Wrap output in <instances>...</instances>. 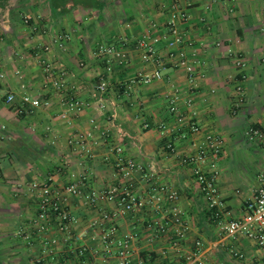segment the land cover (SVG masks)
<instances>
[{
  "label": "crops",
  "instance_id": "obj_1",
  "mask_svg": "<svg viewBox=\"0 0 264 264\" xmlns=\"http://www.w3.org/2000/svg\"><path fill=\"white\" fill-rule=\"evenodd\" d=\"M172 4L188 17L175 20L183 39L169 46ZM42 58L64 71L63 88ZM155 70L159 79L142 81ZM0 75V264H195L196 241L207 263L264 264L252 242L217 225L242 216L264 169V139L244 135L264 123V0H0ZM8 93L47 104L19 114ZM72 96L85 103L78 113L66 108ZM203 149L216 219L200 211L208 204L182 162ZM120 157L141 168L122 177ZM44 178L64 193L66 231L39 229L32 184ZM70 184L80 193L64 192ZM122 190L141 205L121 212Z\"/></svg>",
  "mask_w": 264,
  "mask_h": 264
},
{
  "label": "built area",
  "instance_id": "obj_2",
  "mask_svg": "<svg viewBox=\"0 0 264 264\" xmlns=\"http://www.w3.org/2000/svg\"><path fill=\"white\" fill-rule=\"evenodd\" d=\"M171 18L168 25V33L171 35V40L168 45L173 46L180 44L182 42V35L178 31L175 20H185L188 17L186 10H179L175 4H172L171 7ZM26 21V20H25ZM65 38L63 36H58L56 39L57 45L61 48L64 47ZM139 46L146 49L149 54H152L153 49L149 44L146 37H143L138 41ZM98 52L101 53H111L113 47L105 46L103 44L98 45ZM171 57H178L177 64L186 68L188 73H192L193 66L192 64L186 63V57L184 54L179 52V54L170 52ZM40 65L43 67L44 71L50 74L51 82L57 88H63L64 80L63 75L64 71H59L55 74L54 68L50 62L46 61L44 58L40 59ZM2 75H0L1 77ZM152 78L159 79L160 73L158 70H155L150 75H143L142 81L147 83L150 82ZM100 88H103L101 85ZM240 91V90H239ZM240 93V92H239ZM241 96L236 98L235 106H239L241 102ZM5 102L10 106H13L17 109L19 114L23 112H28L37 108L41 105H46L47 100H41L37 96H32L27 93H23L20 96H16L13 93H8ZM189 102V101H188ZM85 103L82 100L72 96L66 100V108L71 113H78ZM170 111L174 114L175 121L180 122L182 117L178 106L173 103L170 107ZM189 129L197 133L199 127L194 123H189ZM245 137L249 140L264 139V123L251 124L244 131ZM208 141L211 142L214 139L213 135L207 137ZM169 150H173L170 143L167 144ZM215 147H210L213 149ZM118 148L117 150H119ZM216 150V148H215ZM203 151L196 154H188L183 157L182 162L185 164H192V173L196 182L198 183L199 190L203 196L204 201L208 204V207H213L217 204L216 200V185H215V173L211 171H204L200 167V163L203 162L204 156ZM120 166V175L122 177H129L132 172L136 169H140L141 166L138 162L130 158H119ZM258 185L256 186L253 194L250 198L245 201L244 212L242 216L238 218L228 219V220H219L217 223L219 229L226 235L231 238H245L253 243V245L260 251L262 262H264V169H262L257 175ZM39 188V198L37 201V214L36 220L39 225L40 230H46L50 225L55 224L56 227L61 231H66L70 227L72 217L64 206V193L60 191L56 186L50 183L49 178H44L43 182L37 184L33 183L32 187ZM118 189L112 187L105 194V197L113 199L115 192ZM64 192L68 193H80L79 188L76 184H70L64 189ZM88 201H93L96 197L94 192H90L85 195ZM169 197H174L173 193L169 194ZM121 201V212H128L133 210L135 207L141 205L140 200L132 193L130 190H122L119 195ZM201 247V242H195V250L192 252L189 259L193 260L195 264H220V263H207L204 260L199 259V249Z\"/></svg>",
  "mask_w": 264,
  "mask_h": 264
},
{
  "label": "trees",
  "instance_id": "obj_3",
  "mask_svg": "<svg viewBox=\"0 0 264 264\" xmlns=\"http://www.w3.org/2000/svg\"><path fill=\"white\" fill-rule=\"evenodd\" d=\"M200 211L204 214V215H206V216H210V219H216L217 218V216H218V211H217V209H216V207H208V208H203V207H201L200 208Z\"/></svg>",
  "mask_w": 264,
  "mask_h": 264
},
{
  "label": "rangeland",
  "instance_id": "obj_4",
  "mask_svg": "<svg viewBox=\"0 0 264 264\" xmlns=\"http://www.w3.org/2000/svg\"><path fill=\"white\" fill-rule=\"evenodd\" d=\"M215 261V260H214ZM217 261L213 262V263H216Z\"/></svg>",
  "mask_w": 264,
  "mask_h": 264
}]
</instances>
